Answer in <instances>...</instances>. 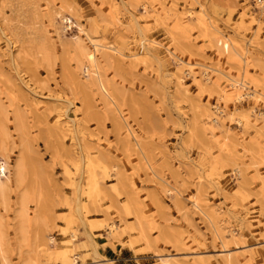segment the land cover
Returning <instances> with one entry per match:
<instances>
[{"label": "rangeland", "instance_id": "rangeland-1", "mask_svg": "<svg viewBox=\"0 0 264 264\" xmlns=\"http://www.w3.org/2000/svg\"><path fill=\"white\" fill-rule=\"evenodd\" d=\"M62 15L127 55L145 53L138 27L161 45L144 61L99 56L114 94L108 105L69 43L82 33L65 27ZM168 48L196 63L199 78ZM208 66L209 80L200 75ZM215 69L246 77L264 93V0H0V92L12 136L1 154L11 199L0 213L10 263L161 264L170 256V264H225L231 253L240 256L233 264H264V98L222 99L216 83L228 81ZM14 111L26 124L25 183L35 198L22 244L14 182L22 137ZM212 118L220 121L214 130ZM173 186L181 193L167 191ZM72 231L77 245L66 251ZM49 238L57 244L50 249ZM250 248L255 254L244 257Z\"/></svg>", "mask_w": 264, "mask_h": 264}, {"label": "bare ground", "instance_id": "bare-ground-1", "mask_svg": "<svg viewBox=\"0 0 264 264\" xmlns=\"http://www.w3.org/2000/svg\"><path fill=\"white\" fill-rule=\"evenodd\" d=\"M191 14H192V12H191ZM188 15H190V14H188ZM61 18H62L63 22L68 23L65 27H69V26H72L75 24L78 27L79 32L82 33V37L75 36L69 41V43L71 44V46L76 51V58H77L79 66L83 70V73L86 74L87 79L92 84H94L96 86V88L98 89V91L102 95L101 97H103L104 101L108 105L114 104V101H115L114 96H113L114 94L111 93V91L109 89V82L104 77V75L101 71V64H100V57L99 56L102 55V56H104V58L106 60H110L111 56L114 54V55H119L121 57L141 59V60L143 59V61H144L147 57L151 56V49L153 47H157V46L161 45V43L159 41L148 38L145 30L142 27H138V29H139L138 33L140 36V41L143 45L145 53L142 52V54H141L140 52H138V53H131V54L127 55L118 45H116L114 43H110V42H108V43L103 42L99 38L91 35L83 27L82 24H80L78 21L75 22L71 16L62 15ZM178 18H179V20L183 19L185 21L186 16H185V14H183L181 17L179 16ZM219 33L222 35V32L219 31ZM218 38L219 37H217V39ZM84 39L89 41V45H87L85 43ZM218 44H220V41ZM168 50L170 52L171 57L176 59V62L178 63L179 67L188 66L187 67L188 68L187 74L192 75L195 79L199 78V77H197L199 74L196 71V67H195L196 63L187 62L188 60L186 61L185 59L180 57L178 54H176L173 50H171L169 48H168ZM232 51H233V53H235L234 50H232ZM239 57H240L241 61H244L246 64L248 63V56L246 55V52L243 54H242V52L239 53ZM198 66H199V64H198ZM201 66H202V64H201ZM208 68H211V66L210 67L208 66L207 69L201 71L202 74H200V75L207 76V80L211 79V76L208 72ZM215 71L218 72L220 70L215 69ZM212 72H214V71H212ZM218 73H220V72H218ZM221 73H223V79L226 78V80L228 81V83L225 86L221 85L220 82L216 83L217 87L220 88V90L218 89V92L220 93L219 97H221L222 99L224 98L226 100H242V98L246 94H248V95L254 97L255 103H258L260 100H262L264 98V93L259 92L256 89H253L250 85L251 81L248 80L246 77L239 78L230 72L221 71ZM221 73H220V75H221ZM212 76H214V75H212ZM179 79H180V84H183L182 77H179ZM212 84H214V83L212 82ZM250 90H252V92ZM69 103L74 104L73 101H71V100H69ZM116 103H117V101H116ZM116 107L117 106H115L114 108H116ZM10 113L11 112H10L9 108L7 107V105H5V102L3 101V98L1 97V92H0V156H1V154L5 155L7 153V150H8L7 140H9L12 137L11 132H10L9 127H8V122L10 120ZM261 113H263V112H261ZM256 115H258V114H256ZM14 122H15L16 130L21 134V137H22L21 138V144H20L22 147L21 153H20L19 157L17 158V161L14 165V168H15V170H14V182H15L16 192H17V208L15 211L16 226L15 227H16V231H17L16 234L18 233V235H19L20 244H22L25 242L27 243V241L29 240V238H28V226H29V221H30V205L33 202H35V198H34V194H33L32 190L30 189V186L26 185V183H25V169H26V160H27L26 159L27 158L26 151L28 149V143H27V140L25 138L26 132H24L26 124L23 121V115L19 111H14ZM218 123H220L219 118H212L211 123H210V125H211L210 129H212V130L216 129ZM221 124L224 125V122H221ZM127 131H128V134L131 135V137L133 136L136 138L135 132L133 131V129L130 126H128ZM24 135H25V137H24ZM81 147H82L83 152H84V158H86L85 162L91 161V158L89 155L90 153L86 151L88 146L85 144H82ZM89 164H90V162L88 163V165ZM237 169H238L237 171L239 172V174H241L240 168L238 167ZM104 171L106 173H108L107 167L104 168ZM106 173H105V175H106ZM11 182H12V179H11V171H10L9 162L7 161V159H3L1 156L0 157V204L6 210L8 209V207L10 205L11 191H12ZM92 186H93L92 190H94L95 187L97 186V180H94L92 182ZM172 190H174L175 195L178 193L179 194L181 193L174 186L172 188H169L167 191L173 192ZM178 196H176V197H178ZM187 200H189L191 202L190 205L194 209V211L202 213L203 217L205 215V217L210 219V221L212 222V218H211L210 214L207 212V210L204 209V206L202 205V203L198 199H194V198L190 197ZM79 206L80 205H78V208H80ZM39 215H41V214H39ZM38 219H39V216H38V218L37 217L33 218V222L39 221ZM142 219H143L142 216L138 215V218H137L138 224H137V221H136V224L139 226V228L142 229V233L145 236V230L143 229L144 226H142L143 225ZM44 220L45 219H43V221ZM3 226H4L3 218H2V215L0 213V258H1L3 264H11L9 259H8V256L6 255V251L4 250V244L6 242L7 236H6V233H5ZM217 233H218V236H221V233L218 230H217ZM76 236H77V233L75 231H72L71 232V238L66 241V244L64 246L66 251H70L71 249H73L77 245V243L75 241ZM221 238H223V237H221ZM87 239L92 244H94L96 246V240H95L92 233H87ZM52 244L57 245L53 238H49L48 242H47V248L50 249V247H52L51 246ZM250 249L251 250L247 249L248 251L245 252L244 257H252L253 254H255V249H253V248H250ZM227 254L222 259V262H224L225 264H233L234 262H239L240 256L232 257L231 253H227ZM160 260H161V264H170V256H161ZM27 261L28 260H26L24 262H27ZM33 263H35V262L33 261ZM28 264H30V262H28ZM83 264H92V263H83ZM106 264H113V263L108 262Z\"/></svg>", "mask_w": 264, "mask_h": 264}]
</instances>
